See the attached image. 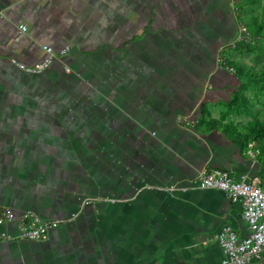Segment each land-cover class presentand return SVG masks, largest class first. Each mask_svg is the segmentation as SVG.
<instances>
[{
    "label": "crops",
    "instance_id": "1",
    "mask_svg": "<svg viewBox=\"0 0 264 264\" xmlns=\"http://www.w3.org/2000/svg\"><path fill=\"white\" fill-rule=\"evenodd\" d=\"M234 7L0 0V207L61 220L44 239L0 240V264H220L216 235L247 223L224 191L194 188L197 174L260 175L217 122L244 81L218 59ZM45 46L70 50L40 73L13 63Z\"/></svg>",
    "mask_w": 264,
    "mask_h": 264
},
{
    "label": "built area",
    "instance_id": "2",
    "mask_svg": "<svg viewBox=\"0 0 264 264\" xmlns=\"http://www.w3.org/2000/svg\"><path fill=\"white\" fill-rule=\"evenodd\" d=\"M20 28L26 30L25 25H21ZM44 48L46 55L37 63L27 65L15 59L13 63L26 72L40 73L56 58L65 55L70 50V46L59 50L51 46ZM184 121L187 122V119ZM162 188L170 191L177 189L175 186ZM194 188L222 190L233 202L242 205V216L247 223L248 233L241 236L230 224L225 225L218 232L215 239L224 254L220 264H250L254 260H264V180L262 176L251 171L239 174L234 168L203 167L197 174ZM60 222L59 219H43L33 210L16 215L11 208L1 206L0 225L15 223L18 234L13 235L8 231H0V240L44 239L48 236L50 229Z\"/></svg>",
    "mask_w": 264,
    "mask_h": 264
},
{
    "label": "rangeland",
    "instance_id": "3",
    "mask_svg": "<svg viewBox=\"0 0 264 264\" xmlns=\"http://www.w3.org/2000/svg\"><path fill=\"white\" fill-rule=\"evenodd\" d=\"M233 4L238 30L218 59L244 81L217 122L241 140L264 180V0H233Z\"/></svg>",
    "mask_w": 264,
    "mask_h": 264
},
{
    "label": "trees",
    "instance_id": "4",
    "mask_svg": "<svg viewBox=\"0 0 264 264\" xmlns=\"http://www.w3.org/2000/svg\"><path fill=\"white\" fill-rule=\"evenodd\" d=\"M236 95H237V92L234 93L233 97H235ZM233 100L230 101L231 102V105L233 104Z\"/></svg>",
    "mask_w": 264,
    "mask_h": 264
}]
</instances>
